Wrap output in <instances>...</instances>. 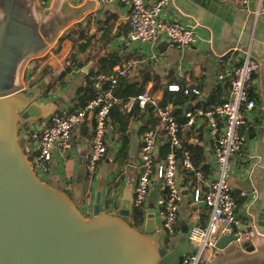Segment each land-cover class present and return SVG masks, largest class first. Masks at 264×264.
Segmentation results:
<instances>
[{
  "label": "crops",
  "instance_id": "0c3cea01",
  "mask_svg": "<svg viewBox=\"0 0 264 264\" xmlns=\"http://www.w3.org/2000/svg\"><path fill=\"white\" fill-rule=\"evenodd\" d=\"M128 15L127 6L120 2L0 0V89L15 87L30 101L33 99L49 110L45 118L19 124V140L27 156L36 155L37 139L33 135L49 116L58 110L72 111L73 99L93 82L98 72L130 63L128 82L142 86L156 104L169 85L198 90L199 94L191 92V98L179 107L180 114H174L179 121H185L186 112L209 108L227 97L229 72L240 62L239 49L248 48L258 62L250 88L256 105L247 112L241 130V145L232 160L230 184L240 230L247 229L250 222L258 229L263 228L264 18L253 19L237 0H170L161 12L163 20L197 24L194 44L178 46L164 37L154 43L130 40ZM70 53L76 59L71 68ZM220 73L223 79L218 78ZM218 86V101L204 107L202 104L208 102ZM166 105L173 110L171 104ZM148 118L146 107H139L128 116L119 112L109 115L106 153L93 171L88 169L87 154L94 120L87 118L73 128L66 147L54 146L48 170L40 174L41 178L66 190L84 216L91 214L97 194L107 212L121 210L128 215L131 209L133 213V187L140 172V149ZM150 129L156 130L155 160L161 162L165 157L157 156L164 139L162 128L157 124ZM187 130L188 143L202 147L203 158L197 167L203 172V180H197L189 172L187 178L182 169L177 171L181 194L179 234L172 244L169 242L172 246L192 225L205 224L208 208L201 199L195 200L194 194L197 190L203 195L206 180L214 174L212 143L204 119L195 117L194 123L181 131V137L186 136ZM161 196L159 183L154 180L142 209L145 212L153 208L160 226L158 237L163 240L166 234L161 227ZM251 239L257 247L264 248L263 234L253 233Z\"/></svg>",
  "mask_w": 264,
  "mask_h": 264
},
{
  "label": "built area",
  "instance_id": "2783aa9c",
  "mask_svg": "<svg viewBox=\"0 0 264 264\" xmlns=\"http://www.w3.org/2000/svg\"><path fill=\"white\" fill-rule=\"evenodd\" d=\"M169 1L155 0L147 3L145 0H101L104 4L120 2L127 6V34L130 40L154 43L164 37L175 45L191 46L195 42L197 24L163 20L161 12ZM237 4L248 10L253 19L264 18V0H237ZM239 51L240 62L229 72L230 87L227 97L209 108L186 112L185 121H179L168 105L158 106L148 91H141L124 103L125 109H129L134 101L141 108L151 105L158 125L170 142L172 149L163 161L156 163V130L148 129L143 133L140 172L133 187L132 204L142 208L152 182L156 180L159 183L162 190L161 227L171 244L172 239L179 234L177 216L181 194L176 178L177 171L182 169L193 173L197 180H203V172L194 165L190 153L184 150L178 159L173 149L180 147V133L194 123L195 117L205 121L212 143L214 174L206 180L205 193L200 195L196 190L194 197L195 200L201 199L207 206L208 217L205 224H194L187 230V241L191 248L182 255L180 264H210L216 257V242L220 236L238 234L243 237L249 233L263 234L252 222L248 224L247 229L240 230L241 221L235 214L236 200L230 184L232 160L241 145V130L246 124L247 112L256 105L250 88L258 70V62L251 56L248 48ZM130 71V63H127L108 72L96 73L92 82L95 94L90 100L76 110H58L49 116L38 133L33 135L37 139V153L31 163L39 174L48 170L54 146L66 147L73 128L89 117L93 118L94 124L87 162L89 171L95 169L106 153L107 121L113 105L118 101L114 88L120 79L128 78ZM223 77L222 73L218 75L219 79ZM168 90H178V86L169 85ZM191 92L199 94L196 89Z\"/></svg>",
  "mask_w": 264,
  "mask_h": 264
},
{
  "label": "water",
  "instance_id": "95a60500",
  "mask_svg": "<svg viewBox=\"0 0 264 264\" xmlns=\"http://www.w3.org/2000/svg\"><path fill=\"white\" fill-rule=\"evenodd\" d=\"M48 114L17 88L0 89V264H180L187 230L165 247L153 208L135 227L131 209L107 212L97 194L84 216L66 190L40 177L19 140V124ZM252 234L220 236L210 264H264V248Z\"/></svg>",
  "mask_w": 264,
  "mask_h": 264
},
{
  "label": "trees",
  "instance_id": "16d2710c",
  "mask_svg": "<svg viewBox=\"0 0 264 264\" xmlns=\"http://www.w3.org/2000/svg\"><path fill=\"white\" fill-rule=\"evenodd\" d=\"M69 60V68H71L75 64V56L73 53H70L68 56ZM92 86V81L91 84L88 85L85 89L80 90L77 94V96L73 99L74 104L72 107V111L83 106L88 100H90L94 94L95 90ZM219 86L212 92L210 95V98L207 103H203L202 105L204 107H207L208 105L215 103L218 101V92H219ZM143 87L138 85L136 82L129 83L127 78L120 79L115 88H114V95L115 97L119 100L118 103H115L110 111L109 115H112L113 112L120 113L122 116H128L132 114L133 110L139 108L138 104L136 101L132 103V106L129 110V112L125 111V108H123V104L131 97H135L138 93L143 91ZM191 91L188 89V86L181 85L178 90H165L161 99L157 102L158 106H165L166 104H171L173 107V114L179 115L180 114V106H182L184 103L188 101V99L191 98ZM146 109L149 113V118H148V126L147 124L144 125V130H148L150 128H153L155 125L158 124L157 117L154 115V108L150 105L146 106ZM163 134V131H161ZM186 136L181 137L180 134V147L173 149L175 152V156L179 159L182 156V153L184 150H187L191 157H192V162L194 165H198L203 158V152H202V147L200 145H195L192 143H188V130L186 131ZM164 135V134H163ZM164 139L162 143L160 144L158 148V159H163L166 154L172 149L170 147V142L167 139V137L163 136ZM125 143V139L124 142ZM28 159L30 161H33V157L28 156ZM184 172V171H183ZM39 174V173H38ZM186 177L188 178V173L184 172ZM40 175V174H39ZM41 177V175H40ZM143 215H144V210L141 207H134L133 213L131 215V221L135 227H140L142 220H143ZM163 241V245L167 248H171L169 245V237L165 235Z\"/></svg>",
  "mask_w": 264,
  "mask_h": 264
},
{
  "label": "rangeland",
  "instance_id": "374dc122",
  "mask_svg": "<svg viewBox=\"0 0 264 264\" xmlns=\"http://www.w3.org/2000/svg\"><path fill=\"white\" fill-rule=\"evenodd\" d=\"M242 239H245V237H242ZM260 240H262V239H260ZM263 245H264V240H263Z\"/></svg>",
  "mask_w": 264,
  "mask_h": 264
}]
</instances>
